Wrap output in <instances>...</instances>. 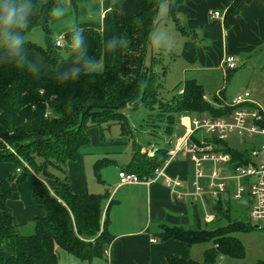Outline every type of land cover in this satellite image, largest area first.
Returning a JSON list of instances; mask_svg holds the SVG:
<instances>
[{
  "label": "crops",
  "instance_id": "0c3cea01",
  "mask_svg": "<svg viewBox=\"0 0 264 264\" xmlns=\"http://www.w3.org/2000/svg\"><path fill=\"white\" fill-rule=\"evenodd\" d=\"M233 1L185 0L178 6L174 19L169 16V0H164L160 5L157 27L152 35L151 48L157 59L154 71L161 73L165 67L164 59L172 56L174 63L180 67L182 75L183 83L179 89L184 87L186 80L195 79L205 91L206 83L213 80L215 73L222 72L225 77L228 73L233 75V71L240 65L251 64L253 69L249 79L250 87L248 86L245 91H250L255 104L264 109V95L262 93V97L256 95L253 90L255 87L257 91L264 92V80L256 77L258 74H264V0L244 1L239 5L236 14L228 15L227 11ZM32 3L34 5L38 3L39 7L29 24L39 18L42 0H32ZM162 5H167V9L165 10ZM57 6L66 7L68 15L62 19L52 16L49 22V36L39 25L32 27L25 34L27 43L43 48H47L50 40L61 57L56 64H52L45 61L39 51L25 48L29 58L37 61L34 69L39 74L54 75L87 62L95 55L98 40L101 41V53L94 64V70L101 72L122 63L124 47L121 42L122 30L119 17L121 14L138 13L141 10L139 0H58ZM93 7H96L97 11L90 17L88 12ZM211 11H219L222 15L220 18H212ZM76 25L83 29L84 37V44L79 51L71 47V37L76 31ZM60 34L67 35L68 40L64 47L55 45L56 38ZM110 38L116 45L113 51H109L107 47ZM58 48H64L65 51L61 52ZM227 56L237 57L238 63L234 69L224 66ZM150 63H152L151 51ZM2 66L5 65H0ZM215 89L213 104L225 106L224 102L228 100L223 86L218 85ZM204 98L211 102L206 93ZM129 112L126 109L130 130L123 129L120 123L90 126L87 130L89 143L76 154L73 161L66 163L67 167L64 171L55 170L63 175L60 177L65 175L69 177L75 193H109L106 208L109 207L108 229L113 235V240L106 249L107 252L105 250L103 255L90 260H82L57 246L59 264H166L168 259L174 256L202 262L205 252L214 245L212 242L189 245L179 239L166 238L164 229L166 226L194 229L200 222L206 228L224 224L226 221L219 216L215 208L219 199L224 202L228 200L232 220H251L254 228L232 235L244 245L246 253L243 258L221 256L217 264H257L263 259L264 221L251 219L253 199L248 193L241 199H236L234 180H229L225 193L214 198L209 191L208 177L199 180L204 188L202 196L194 194L196 167L185 151H179L175 158L165 165V173L182 182L175 190L164 184L162 177L151 183L119 185L118 174L129 165L137 148L141 149V153L151 148L156 151L160 147L166 148L168 152L174 147L176 139L186 134V126H190L192 118L208 117L182 115L178 118L174 133L161 134V139L153 140L146 122L144 121V126L131 122L132 120L128 118ZM185 118L189 120L188 124ZM106 132L109 134L108 137L105 135ZM232 134L238 135L231 133L227 139L218 140L216 133L197 130L190 134L189 141L212 142L217 149L224 151V143L229 146ZM260 147L254 142L248 144V148L252 151ZM121 157L125 159L120 160ZM104 158L110 162L102 167L101 181H99L96 178L94 165ZM252 160L257 161L256 158ZM89 166L92 169V178L98 185L92 182L91 175L88 174ZM210 168L211 166L206 164L208 172ZM13 169L14 166L12 168L0 163V185L2 193H11L12 198L7 204L16 221L24 226L31 223L34 218L43 217L45 211L32 196V179L27 178L23 182L10 179ZM233 171L229 164L224 167L223 173L232 175ZM245 183L248 185L249 180L247 179ZM152 239L155 241L152 242Z\"/></svg>",
  "mask_w": 264,
  "mask_h": 264
},
{
  "label": "trees",
  "instance_id": "16d2710c",
  "mask_svg": "<svg viewBox=\"0 0 264 264\" xmlns=\"http://www.w3.org/2000/svg\"><path fill=\"white\" fill-rule=\"evenodd\" d=\"M164 0H139L141 10L136 14H121V42L127 40L123 61L118 66L99 72L89 62L98 60L101 41L98 40L95 55L78 66V79L62 82L59 79L71 73L67 70L54 75H41L20 69L14 64L0 67V137L9 143L28 164L27 168L0 142V163L12 161L14 173L9 178L23 182L32 179V196L45 211L43 217L32 219L34 230L21 234V226L7 201L11 193H0V264H59L57 246L82 260L101 256L113 240L108 229L109 193H75L69 177L57 176L50 169L65 170V164L89 143L90 126L120 123L129 129L126 109L133 112L146 110V126L153 140L161 134L171 135L180 116L218 118L230 115L235 108L215 105L204 98L205 91L195 79L184 82V92H177L170 100L159 97L162 77L167 73L154 71L157 62L150 61L152 35L158 22L160 5ZM185 0H169V16L174 18L177 8ZM247 0H234L227 14H236L239 5ZM58 0H42L39 18L29 24L25 34L34 26H42L50 34L51 10ZM25 48L39 51L45 61L56 64L60 55L51 41L47 48L26 43ZM130 130V129H129ZM151 139V140H152ZM150 140V141H151ZM160 143V141H157ZM224 151L231 154L233 170L252 160V149L239 151L224 143ZM254 148V147H252ZM168 159L167 149L160 147L154 156L141 153L137 148L125 171L137 174L141 179L154 176L156 168ZM107 159L95 165L96 178L109 164ZM17 168L21 172L17 173ZM1 183V180H0ZM227 204V206H225ZM219 216L226 222L210 228L201 222L194 229L166 226L165 237L175 238L193 245L212 242L202 262L171 257L166 264H217L221 256L243 258L242 242L232 236L254 228L251 220H232L228 200L219 199L215 205ZM257 264H264V258Z\"/></svg>",
  "mask_w": 264,
  "mask_h": 264
},
{
  "label": "built area",
  "instance_id": "2783aa9c",
  "mask_svg": "<svg viewBox=\"0 0 264 264\" xmlns=\"http://www.w3.org/2000/svg\"><path fill=\"white\" fill-rule=\"evenodd\" d=\"M219 11H211L212 18H220ZM67 35L60 34L55 41L57 47H64L67 44ZM238 59L235 56H227L224 61V66L229 69H234L237 66ZM184 92V87L179 89V93ZM217 97L220 98L219 94ZM225 106L235 108L234 111L227 116L218 118L201 117L192 118L190 126H186V134L176 139L174 147L169 150L168 159L161 166L156 168L153 177L141 179L137 174L125 170H120L118 174L119 185L151 183L162 177L164 184L171 187L173 190L180 186L182 182L179 179L171 178L165 173V165L175 158L179 151H185L190 155L191 160L196 167V179L193 183L194 194L202 196L204 188L200 185L199 180L203 177H208L209 191L212 197L218 198L226 192L229 180L235 181L236 199H241L244 194L248 193L253 199V205L250 212V217L253 221H264V145L259 149L252 151V158L247 164L237 166L232 175L223 173L224 167L232 161L231 154L217 149L212 142L193 143L189 141V136L197 130H204L209 133H216L218 140H225L229 134L237 133L240 136H264V109L255 104L250 91H243L234 96L230 103L224 102ZM0 142L5 145V149L17 156L22 163L30 169L28 164L18 155L17 151L0 137ZM149 156H154L153 148L145 151ZM206 164L211 168L209 172L206 170ZM31 170V169H30ZM21 172V168H17V173ZM249 184L246 185V180ZM253 179V180H251ZM152 242L155 239L151 240ZM107 252V250H106Z\"/></svg>",
  "mask_w": 264,
  "mask_h": 264
},
{
  "label": "clouds",
  "instance_id": "9594fccd",
  "mask_svg": "<svg viewBox=\"0 0 264 264\" xmlns=\"http://www.w3.org/2000/svg\"><path fill=\"white\" fill-rule=\"evenodd\" d=\"M39 7L32 0H0V65L14 64L20 69H27L34 73V65L37 61L29 58L25 45L27 43L23 32L28 27L31 17ZM108 7V6H107ZM166 10L167 5H162ZM97 8L93 7L89 10L88 15L91 17L96 14ZM51 15L57 19H62L68 15L67 8L64 6H56L51 10ZM83 29L76 25V31L71 37V47L75 51H79L84 44L82 35ZM128 41L124 42L123 47L126 48ZM115 41L111 38L107 42L109 51L115 49ZM95 61L89 62L92 67ZM71 73V78L65 75L61 79L62 82L78 79L81 70L73 66L67 70Z\"/></svg>",
  "mask_w": 264,
  "mask_h": 264
},
{
  "label": "rangeland",
  "instance_id": "374dc122",
  "mask_svg": "<svg viewBox=\"0 0 264 264\" xmlns=\"http://www.w3.org/2000/svg\"><path fill=\"white\" fill-rule=\"evenodd\" d=\"M59 50L61 52L65 51L64 48H61ZM169 57H166V59H164L165 63L163 62L166 67L167 73L166 76L162 77V87L159 90V97L163 101L170 100L175 94H177L179 87L183 83L181 79L182 75H181L180 67L174 63V60H172L173 59L172 56ZM252 69L253 66L251 64H247V65H240L235 71H233V75L231 73L230 74L228 73L227 75L225 74V77H223L222 72L219 74L215 73L213 80H209V82L206 83L205 86V93L208 95L209 100L212 103H215V94H216L215 88L218 85H222L225 90L224 94L226 95V98L228 100L227 103H230L235 94L245 91L248 88V86L250 87L249 79L251 77ZM256 77L260 80H264V74H260V75L258 74ZM208 78L209 77H207V79ZM253 90H254V94L256 95H260L261 97H262L261 93L264 95V92L257 91L255 87ZM129 113L130 115H128L129 116L128 118L132 120L131 122H134L140 126L141 125L144 126L145 123L144 121L148 113L146 110H140L138 112L130 111ZM135 133H137V131ZM105 135L106 137H108L109 136L108 132H106ZM134 136L136 137V135ZM250 142H254L257 145V147H260L264 145V136L255 135L253 137H248V136H240V135L232 134L230 137L229 146L230 148L235 150L245 151L248 149V144ZM124 159H125L124 157H121L120 160H124ZM4 163L6 165L12 166V168L14 166L12 161H6ZM65 167H67V165ZM50 170L52 172H56V174H58L59 176H63L60 172H57L54 169H50ZM91 170L92 169L90 166L87 167V171L88 174L91 175L92 182L98 185L95 179L92 178L93 174L91 173ZM12 173L15 174L14 171H12ZM1 192H2V187L0 185V193ZM18 230L21 234H30L34 230V224L33 222H31L24 226L21 225L19 226Z\"/></svg>",
  "mask_w": 264,
  "mask_h": 264
},
{
  "label": "water",
  "instance_id": "95a60500",
  "mask_svg": "<svg viewBox=\"0 0 264 264\" xmlns=\"http://www.w3.org/2000/svg\"><path fill=\"white\" fill-rule=\"evenodd\" d=\"M156 27H157V24H156V26H155V29H156ZM154 29V30H155ZM153 57V48H151V58Z\"/></svg>",
  "mask_w": 264,
  "mask_h": 264
},
{
  "label": "bare ground",
  "instance_id": "6f19581e",
  "mask_svg": "<svg viewBox=\"0 0 264 264\" xmlns=\"http://www.w3.org/2000/svg\"><path fill=\"white\" fill-rule=\"evenodd\" d=\"M185 119H186V118H185ZM188 121H189V120H188V119H186V121H185V122L188 124Z\"/></svg>",
  "mask_w": 264,
  "mask_h": 264
}]
</instances>
